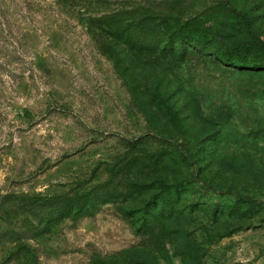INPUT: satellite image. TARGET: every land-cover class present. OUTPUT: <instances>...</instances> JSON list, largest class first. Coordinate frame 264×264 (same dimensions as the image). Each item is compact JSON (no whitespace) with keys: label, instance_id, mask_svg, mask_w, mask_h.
Segmentation results:
<instances>
[{"label":"rangeland","instance_id":"obj_1","mask_svg":"<svg viewBox=\"0 0 264 264\" xmlns=\"http://www.w3.org/2000/svg\"><path fill=\"white\" fill-rule=\"evenodd\" d=\"M30 2L0 17V264H264V70L133 49L90 23L196 19L208 53H237L248 34L227 7L264 42V0ZM93 190L91 210L52 226L19 210Z\"/></svg>","mask_w":264,"mask_h":264},{"label":"trees","instance_id":"obj_2","mask_svg":"<svg viewBox=\"0 0 264 264\" xmlns=\"http://www.w3.org/2000/svg\"><path fill=\"white\" fill-rule=\"evenodd\" d=\"M227 9L239 18L247 31L249 41L244 45V51L236 53L225 49L208 53L207 49L212 42L209 36V27L197 25L196 19H193L168 30L167 26H161L162 21L156 23L153 21L154 15L142 9L107 14L91 19L90 23L105 35L115 39L116 42L128 45L133 49L142 51L160 49L161 52L168 55L177 53L181 58L192 54L211 55L218 62L233 67L238 71L264 70V42L260 41L251 29L252 17L247 12L237 11L230 6ZM30 10V0H0V17H6V15L10 14L13 18H21ZM159 97L157 98L159 99ZM161 102L168 112L172 114L166 99L162 98ZM137 185L144 186L143 184ZM97 196V192L93 190L85 195H77L70 199H57L48 204L47 200L38 195L36 197H27L26 200L20 203L19 210L28 214L31 219L34 218L37 221L33 219L36 222H32L34 225L42 226L44 223L45 226H52L51 224L66 217L76 219L84 215L95 206L94 202L98 198ZM12 197L10 194L3 196L4 203L9 205ZM237 199L250 205L257 206L262 204V202L242 194L237 195ZM15 201H19V199L16 198ZM138 227V230L145 228L142 225Z\"/></svg>","mask_w":264,"mask_h":264}]
</instances>
